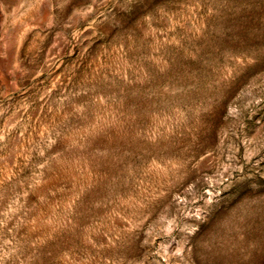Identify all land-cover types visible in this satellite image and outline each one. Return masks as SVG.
<instances>
[{
	"label": "rangeland",
	"instance_id": "374dc122",
	"mask_svg": "<svg viewBox=\"0 0 264 264\" xmlns=\"http://www.w3.org/2000/svg\"><path fill=\"white\" fill-rule=\"evenodd\" d=\"M0 264H264V0H0Z\"/></svg>",
	"mask_w": 264,
	"mask_h": 264
}]
</instances>
